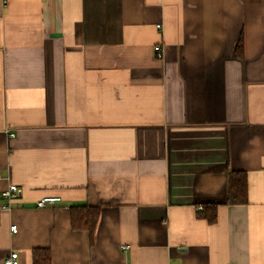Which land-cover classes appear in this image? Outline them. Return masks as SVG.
Segmentation results:
<instances>
[{
  "label": "crops",
  "instance_id": "1",
  "mask_svg": "<svg viewBox=\"0 0 264 264\" xmlns=\"http://www.w3.org/2000/svg\"><path fill=\"white\" fill-rule=\"evenodd\" d=\"M0 173V264H264V0H0Z\"/></svg>",
  "mask_w": 264,
  "mask_h": 264
},
{
  "label": "trees",
  "instance_id": "2",
  "mask_svg": "<svg viewBox=\"0 0 264 264\" xmlns=\"http://www.w3.org/2000/svg\"><path fill=\"white\" fill-rule=\"evenodd\" d=\"M240 47V46H239ZM241 53V48L239 50ZM228 204H245L248 202V177L245 171H232L229 176ZM100 210L92 206H72V226L76 229H88L93 234ZM210 223L217 220V205L207 204L201 214ZM49 250H35L34 264H50ZM44 257V258H43ZM44 259V261H42Z\"/></svg>",
  "mask_w": 264,
  "mask_h": 264
},
{
  "label": "built area",
  "instance_id": "3",
  "mask_svg": "<svg viewBox=\"0 0 264 264\" xmlns=\"http://www.w3.org/2000/svg\"><path fill=\"white\" fill-rule=\"evenodd\" d=\"M155 55L157 58H163L164 51L160 44L155 46ZM10 136L14 137L15 133H10ZM3 178L2 174L0 173V180ZM22 192L21 188L12 182H9L8 185L1 190L0 192V214L12 207V204L18 200L20 193ZM1 199H6V201H1ZM61 198L59 196H43L37 200L38 207H44L49 204H55ZM13 231L17 230V225H12ZM127 248L128 246H123ZM5 264H19L18 253L12 251L4 260Z\"/></svg>",
  "mask_w": 264,
  "mask_h": 264
}]
</instances>
